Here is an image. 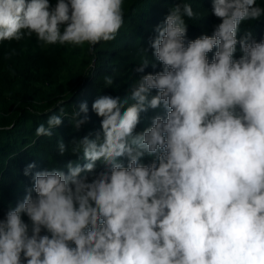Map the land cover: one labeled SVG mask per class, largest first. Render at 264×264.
I'll return each mask as SVG.
<instances>
[{
  "label": "clouds",
  "instance_id": "clouds-1",
  "mask_svg": "<svg viewBox=\"0 0 264 264\" xmlns=\"http://www.w3.org/2000/svg\"><path fill=\"white\" fill-rule=\"evenodd\" d=\"M212 12L221 22L211 36L186 42L185 17L198 18L188 3L156 26L150 47L162 70L134 81L131 105L111 95L93 102L102 135L71 148L88 163L35 172L0 219V264H264V39L237 38L264 8L212 0ZM123 23V0H0V42L35 35L41 46L94 47ZM145 53L136 73L156 66ZM160 107L166 115L136 132L141 113ZM79 109L76 129L88 121L87 103ZM61 123L51 115L35 135L51 137ZM97 161L106 167L90 179Z\"/></svg>",
  "mask_w": 264,
  "mask_h": 264
},
{
  "label": "trees",
  "instance_id": "trees-1",
  "mask_svg": "<svg viewBox=\"0 0 264 264\" xmlns=\"http://www.w3.org/2000/svg\"><path fill=\"white\" fill-rule=\"evenodd\" d=\"M145 1L123 0L124 21L137 16ZM56 2L50 0L53 7ZM248 32L257 42L264 39V15L257 21L243 22L237 38ZM118 41L116 37L94 47L87 43L82 46H41L33 35L21 41L0 42V219L24 199L34 184L35 172L55 168L67 173L69 161L81 165L88 163L82 152L73 154L71 148L74 141L85 136L94 139L95 133L101 131L102 118L92 110L93 102L104 95L121 97L129 93L124 82L129 64L121 66L115 62L119 53H112L117 49ZM123 43L133 47L136 44L131 37L123 38ZM146 43L143 45L148 47L150 43ZM215 51L208 54L210 61ZM241 55L237 45L234 58L239 59ZM106 76L112 77L111 86H105ZM91 83L96 94L86 95ZM84 102L88 105V121L76 129L71 115L79 112V106ZM51 115L60 116L62 123L52 129L51 137H37L36 127L41 123L47 127ZM80 115L83 117L84 113ZM157 115H166L165 110ZM61 141L68 149L64 155L59 154ZM152 159L145 156L141 162L149 164ZM119 162L127 167L126 158H120ZM30 164L35 167L26 175L25 170ZM105 167L102 161H97L94 173L87 175L91 179ZM23 218L27 220L26 216Z\"/></svg>",
  "mask_w": 264,
  "mask_h": 264
},
{
  "label": "rangeland",
  "instance_id": "rangeland-1",
  "mask_svg": "<svg viewBox=\"0 0 264 264\" xmlns=\"http://www.w3.org/2000/svg\"><path fill=\"white\" fill-rule=\"evenodd\" d=\"M182 3L190 4L193 8V11L198 13V18L196 19L189 20L187 17H185L187 23L186 39L188 38L186 42L188 40L199 38L202 35L211 36L214 26L221 22L217 17L214 16L212 12V0H177L176 2H174V0H146L144 4L141 5V11L137 16H133L131 20L124 21L123 26L116 36L119 39L117 43V49L112 52L119 53L117 54L118 59L115 62L121 64V66L122 64H129V70L125 75L126 80L124 81L127 88H130L134 81L138 80L141 75L162 70V65H160L159 62H155V58L152 55L153 50L151 49L150 44H148V47L144 46L143 44H147L146 42H151V40L156 35V26L163 24L165 17L170 12V10L177 4ZM256 4L261 8H264V0H256ZM145 10H147V13H144ZM126 37H131L134 43H136L135 45L133 44L134 47L123 43V38ZM137 42L139 43L137 44ZM142 49L147 51L145 55H147L149 60L155 62L156 66L153 68L152 64H149L144 73H136L134 69L139 65V52ZM85 94H96V89L92 83L87 88ZM124 94L127 95L119 97L121 101L127 100L128 105L134 103V101L130 99V93ZM155 94L156 91L153 90L152 95ZM163 111V107H160L157 109H149L146 113H141L140 123L137 125V129H139L138 133L149 127L151 124V118Z\"/></svg>",
  "mask_w": 264,
  "mask_h": 264
}]
</instances>
